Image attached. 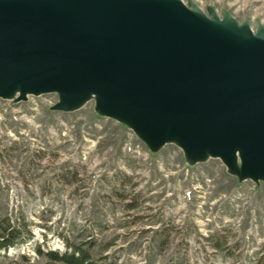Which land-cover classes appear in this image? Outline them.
<instances>
[{
	"label": "rangeland",
	"instance_id": "obj_1",
	"mask_svg": "<svg viewBox=\"0 0 264 264\" xmlns=\"http://www.w3.org/2000/svg\"><path fill=\"white\" fill-rule=\"evenodd\" d=\"M192 1L264 24V0ZM58 100L0 98V232L32 235L0 264H66L46 252L72 244L111 264H264V180L190 164L176 143L152 150L94 98L68 112Z\"/></svg>",
	"mask_w": 264,
	"mask_h": 264
},
{
	"label": "water",
	"instance_id": "obj_2",
	"mask_svg": "<svg viewBox=\"0 0 264 264\" xmlns=\"http://www.w3.org/2000/svg\"><path fill=\"white\" fill-rule=\"evenodd\" d=\"M94 98L152 149L264 180V24L192 0H0V98Z\"/></svg>",
	"mask_w": 264,
	"mask_h": 264
},
{
	"label": "trees",
	"instance_id": "obj_3",
	"mask_svg": "<svg viewBox=\"0 0 264 264\" xmlns=\"http://www.w3.org/2000/svg\"><path fill=\"white\" fill-rule=\"evenodd\" d=\"M20 227H12L10 224L3 227V231L0 232V248L8 249L11 246L18 245L26 241L32 235H27L28 238L21 237ZM66 250L59 252L57 250H49L46 254L53 261H61L66 264H111L107 261H100L93 259L88 249L81 245H67ZM38 252L43 253L40 247L37 248Z\"/></svg>",
	"mask_w": 264,
	"mask_h": 264
}]
</instances>
